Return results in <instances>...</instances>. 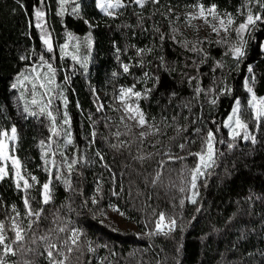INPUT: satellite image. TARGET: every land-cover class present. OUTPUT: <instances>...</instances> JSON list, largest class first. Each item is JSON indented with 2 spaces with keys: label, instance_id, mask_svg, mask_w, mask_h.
I'll list each match as a JSON object with an SVG mask.
<instances>
[{
  "label": "trees",
  "instance_id": "1",
  "mask_svg": "<svg viewBox=\"0 0 264 264\" xmlns=\"http://www.w3.org/2000/svg\"><path fill=\"white\" fill-rule=\"evenodd\" d=\"M122 2L126 6L109 17L97 10L96 0H81L77 13L69 5L62 16L57 15L56 0H0V131L16 127L14 155L21 160L25 175L38 180L27 196L33 209H44L26 234L25 249L35 251L9 256L8 264H49L39 237L48 235L58 246L65 241L72 246V229L81 235L67 264H264V123L257 125L253 120L250 126L255 143L241 136L232 140L223 126L236 99L244 107L247 104L246 78L255 77L253 91L258 98L264 97V21L245 33V55L239 61L228 52L230 44L237 42L234 31L228 44H218L220 39L190 40L181 29L185 12L197 9L198 4L205 8L215 4L221 15L231 13L234 27L249 8L262 15L264 9L256 0H148L143 8L131 0ZM38 8L45 12L42 23L51 51L35 26ZM87 32L93 45L86 67L59 54L68 33L80 37ZM137 49L145 51L137 55ZM48 64L56 69L58 85L50 110L58 125L71 131L73 143L66 147L63 133L53 137L42 159L40 141L49 143L51 121L35 106L31 111L38 115L25 113L21 91L11 86L21 73ZM123 64L129 65V72L123 71ZM161 75L168 78L172 89L183 91L184 97L176 94L167 99L164 89L157 86ZM197 84L205 90L198 96ZM133 86L143 92L138 104L148 124L160 129L149 139L141 138L134 124L121 120L116 97L121 88ZM60 88L67 98L66 107ZM94 90L101 94L99 99ZM26 96L30 98L29 91ZM212 99H216L214 105ZM100 101L106 112L97 110ZM65 111L70 125H63ZM209 130L215 135L216 164L198 179L197 203L192 204L187 199L192 195L188 172L197 159L189 153L201 151ZM169 155L184 159L169 160ZM65 158L79 160L71 174ZM46 167L52 172L53 199L44 205L41 186L49 180ZM158 172L160 177L153 185ZM113 191L118 195H112ZM24 197L11 177L0 181V222L6 225L9 238H14L13 218L27 228ZM114 207L136 230L120 231L104 223L107 210ZM159 212L175 218L178 227L170 236L149 237ZM60 227L67 230L59 232ZM33 238L36 244L31 243ZM89 242L94 252L88 251ZM58 250L66 252V248Z\"/></svg>",
  "mask_w": 264,
  "mask_h": 264
},
{
  "label": "snow or ice",
  "instance_id": "2",
  "mask_svg": "<svg viewBox=\"0 0 264 264\" xmlns=\"http://www.w3.org/2000/svg\"><path fill=\"white\" fill-rule=\"evenodd\" d=\"M59 9L57 11V15L62 16L65 12V5L68 3V0H57ZM132 3L140 6L141 8L144 7L145 3L148 2V0H131ZM152 3H158L159 0H151ZM256 2L259 4V6L264 9V0H256ZM96 6L104 13L105 16L114 17L116 15L115 11L116 9L124 8L126 5L122 2V0H96ZM198 8V12L196 14H192L189 17V24L191 23L192 19H203L206 24H208L212 31L215 32L218 36L221 32L224 33V35L221 37L220 40L217 41L218 44H228L229 43V37L231 36V33L234 31L236 33L237 42L232 43L229 46L228 52L236 58L238 61L240 58H242L245 55L244 47L246 44V40L244 39L245 33H248L252 30V28L257 24L259 21H264V15L260 13L254 14L252 10L249 8L247 11V15L243 19L242 22L238 24V26L234 27L235 20L233 18V15L231 13H225L221 15L218 10L217 6L215 4L211 5L210 7L205 8L203 4L196 5ZM79 10V5L74 7L72 9L73 13H77ZM171 11V9H169ZM35 18H36V27L41 30V40L43 41V44L47 46L48 51L52 50V44L49 36L44 31V24L42 23L43 18L45 16V12L41 9L35 10ZM211 16L213 21H218L217 24L213 23L208 19V17ZM87 23V21H85ZM156 31H159V29H156ZM71 38V34H69ZM163 34H161V39L163 40ZM87 46L91 48V37H87ZM185 46H187L185 44ZM79 45H77V48ZM68 45L65 44L61 47V51L63 55H69L67 51ZM193 50H197L195 47H193ZM119 51V49L117 50ZM145 50L144 49H137V55H141ZM150 51V50H148ZM227 54V53H226ZM71 58L74 61L81 62L80 58L76 54H71ZM21 59H25V57H21ZM43 57H41V61H43ZM163 61V58H161ZM86 67V63L84 65ZM221 65L218 63L217 67H220ZM123 71L125 73L129 72V65L123 64ZM48 73L51 75L45 74L44 81L39 84V88L43 89V96H47L48 99L46 102H41L36 99V88L37 84L33 82L32 84V96L33 99L30 101V103L34 106L39 107V114L46 115L47 118L51 121V127L49 128V131L51 135L49 136L48 140L49 143L46 145L44 140L40 141V147L42 150V159L44 156L47 155V153L44 151L45 148L50 149L51 143L53 140V137H58L62 133L65 136V144L70 145L73 143L72 140V133L70 130H63L61 126L58 125L56 116L53 115V112L50 110V106L53 102V96H52V88L51 85H54L55 83V72L56 69L53 68L51 64L47 65ZM33 72L36 71L35 68L32 69ZM249 73H252L253 69L251 66L248 68ZM23 79L21 80L19 77L17 78V82L12 84V88L16 89L18 84L23 87L24 81H30V78L23 73L20 74ZM113 75H116V73H113ZM148 76V73H145V77ZM36 80H40L39 74L35 77ZM158 79V78H157ZM194 79V78H193ZM31 82V81H30ZM255 82V77H251L250 79L246 78L244 82V88L246 91L250 94V98L248 99V108L251 110V118L257 123V125L264 123V97L258 98L256 94L253 91L252 84ZM134 87H128V88H121L120 94L116 99L120 101V103L123 105V111L125 113V116L129 120H132L134 122V125L136 127L143 128L147 125L149 131H141L139 133V136L141 138H145L148 135H154L156 133L160 132L159 127L148 124L145 113L141 110L139 107L138 101L142 98V93L139 91H135ZM151 91V90H147ZM205 91L202 89L199 84H197L195 88V92L197 96L202 92ZM211 91V90H209ZM225 91H230V89H225ZM175 95V93H173ZM21 97H23V93L21 94ZM133 97L135 98V102L133 101ZM60 98L65 105L67 106V98L64 97L63 93H60ZM146 98V97H145ZM213 105L216 103V99H212L210 101ZM102 109V106L98 107V111ZM24 112L31 116L38 115L37 112L30 111L27 106L24 108ZM242 111H241V101L239 99H236L234 106L231 109L230 115L227 117V119L223 122V126L225 128L229 129V137L232 140H235L237 137L241 135V132H243V139L249 140L251 139L253 143L256 142L254 136H250L248 133V124L242 119ZM123 122V117L121 118ZM63 125H70V119L68 116L67 111L64 112L63 116ZM125 127H128L127 125ZM131 129L129 128V131ZM186 130V129H185ZM11 134H9L8 131H0V181H3L5 178L11 177L14 181L15 187L19 191H23L25 193V197L23 200L24 203V209L26 210V216L28 217L27 221V228L22 226V223L18 221L17 219H12L11 224V231L14 234V238H9V236L6 234V225L3 222H0V264H8L7 257L9 256H15L20 251H29L34 252L35 249L27 248L25 249V240H26V234L28 230H31L35 223L39 221V218L41 217L42 212L44 211L43 208L39 210H35L32 208L30 199L27 196V192L29 189L33 188L36 183H38L37 177L34 175L28 174L25 175V169L24 166L16 155H14L16 151L15 144L18 140L17 136V129L15 126L11 128ZM197 133L200 132V129H196ZM219 131V129H217ZM180 129H177V133L179 134ZM116 135H120V133H116ZM92 136L95 137L96 133L93 132ZM143 142V139H141V143ZM220 143H224L223 140L220 141ZM113 147H117L116 145H113ZM229 148H232L233 145L231 143L228 144ZM181 149L185 148L184 144L180 145ZM63 155V153H61ZM97 155L99 156L100 153L97 152ZM189 155L195 156L197 159V162L195 163V166L191 168L188 172V175H190V183L191 189H192V195L187 197L188 201L192 204L197 203V181L200 177L206 175L207 170L210 168H213L216 164V147H215V135L212 130H209L207 132L206 137L203 138L202 141V148L200 152L196 153H189ZM169 160L174 159H184V157H173L172 155H169ZM80 159H83L81 157ZM103 159V157H101ZM79 162L78 159H72L70 162L67 161V158H65V163L67 167V171L69 174H71L74 170V166ZM48 161L45 160V164L47 165ZM163 161L161 162V166H163ZM10 165V167H9ZM45 171L49 173V180L48 182L43 183L41 186V197H42V203L44 205H47L51 202L53 199L52 197V188H51V177L52 172L51 169L45 168ZM29 177L32 183L29 182ZM160 177V173H157V176L155 179L152 180V184L155 185L157 183V180ZM57 180L61 179L60 175H56L55 177ZM64 183L68 186V188H71L70 181L65 179ZM99 187L97 188V192H99ZM180 191L183 192L185 189L183 187L180 188ZM112 195H118L117 192L113 191ZM92 203L96 204L97 201L95 198L92 199ZM185 201L182 199L180 201V205L183 206ZM114 211H119L118 208H113ZM13 211L15 212V206H13ZM200 209L197 208V212H199ZM120 215H124L123 212H120ZM153 215L156 216L155 210L153 211ZM17 216H19V213H17ZM32 217H35L36 220L34 221L31 219ZM177 220L173 217L167 216L165 212H159L158 217L155 219V226L154 229L149 231L147 235L149 237H154L158 235L163 236H170L171 233H173L177 229ZM67 229L65 227H60L58 229L59 232H65ZM54 231L53 229L49 230ZM71 236L69 237V240H71V245L68 246L67 241L64 242L63 245L58 246L54 242L49 241L48 235H43L39 237V240L45 244V252L47 253L46 259L48 260L49 264H67L69 260V255L74 250L73 246H76L79 239H80V232L77 229L71 230ZM32 244H36L37 240L35 238L31 241ZM66 248V252L63 250L58 249H64ZM89 252H94L95 249L91 247V244L89 242L88 246ZM61 257V258H57ZM24 264H32L30 261H24Z\"/></svg>",
  "mask_w": 264,
  "mask_h": 264
},
{
  "label": "rangeland",
  "instance_id": "3",
  "mask_svg": "<svg viewBox=\"0 0 264 264\" xmlns=\"http://www.w3.org/2000/svg\"><path fill=\"white\" fill-rule=\"evenodd\" d=\"M80 1L81 0H68V3L65 5V9H67L69 5L72 8L76 7L77 5H79ZM56 2H57V0H56ZM57 6L59 8L58 2H57ZM96 8H97V10H99V12H101V14H104L97 6H96ZM117 10H119V9H116L114 11L116 12ZM197 12H198V8L197 9H191V10H188L185 12V18H184L183 24L181 26V29L184 33L187 34L188 38L190 40H193V41H196L198 39H209V40L221 39V37L224 35V33L221 32L220 35L218 36L215 32L212 31V28L204 22L203 19H200V18L192 19L191 23L189 24L190 15L196 14ZM208 19L210 21H212L213 23L217 24V26H218V21H213L211 16H209ZM44 24H45V22H44ZM89 36L91 37V34L89 32H87L86 34H84V36L77 37V36L71 35V38H70L69 33H68L66 41L63 45H65V44L68 45L67 51H68L69 55H66V56L63 55V53L61 51V47L63 45H61L59 47V54L63 58H71V54H76L80 58V61H81V62H77V61L76 62L81 64V65H84V63H86V61H87L86 60L87 54L91 50V48H89L87 46V40H86V38ZM77 45H79L78 48H77ZM92 45H93V41H92V37H91V47H92ZM262 50H264V41L262 43ZM33 68L36 69L35 72L32 71ZM37 74H39V76L41 78L40 80L35 79ZM45 74L51 75L50 73H48L47 66H42V65L41 66H33L31 68L30 72L24 74L30 78L31 82L30 81H24L23 87H21L18 84V86L16 88L17 90L19 89L21 91L20 97H21V94L23 93V97H21V100L23 102L24 108H25V106H27L29 108V110L31 111L32 107L34 106L30 103V101L33 99V96H32V84H33V82H35L37 84L36 99L41 101L42 103L47 101L48 97L43 96L42 95L43 89L39 88V84L41 82H46L43 79ZM19 78L21 80L23 79V77L21 75L19 76ZM16 82H17V78L15 79L14 83H16ZM157 86L159 88L164 89L165 96L167 99L169 97L173 96V93H175V95L180 94L182 97H184L183 91L180 92V91H177V90L172 89L170 87L169 80L164 75L159 76V78L157 80ZM50 87L52 88V93H53L54 89L57 88L58 85L55 82L54 85H51ZM59 90H60V93H63L62 88H60ZM27 91L30 92V98H27V96H26ZM139 92H141L142 96H143V92L142 91H139ZM94 93L98 99L101 97V94L98 93L97 91L94 90ZM134 100H135V98L133 97V101H131V102H135ZM117 104H118V110L121 113L124 122L134 124V122L132 120H129L127 118V116H125V113L123 111V105L120 103V101L118 99H117ZM100 106H102V110L106 112V106L101 101H100ZM35 107L39 108L38 106H35ZM243 110H245V111H243ZM241 111L246 112V114H248V116L245 117L244 114L242 113L243 114L242 119L248 124V133L250 136H252L250 126L253 122V119L251 118V110L248 108V104H246V106L244 107V106H242V102H241ZM230 113H231V111H230ZM230 113H229V115H230ZM227 117H226V119H227ZM136 129L139 133L141 131H145V132L149 131L147 125L143 128L136 127ZM226 129H227L228 134H229V129L228 128H226ZM8 132H9V134H11L10 130ZM151 136L152 135H148L147 137H145L143 139H149ZM240 136L243 138V132H241ZM66 147H68V145H66ZM9 167H10V165H9ZM103 221L107 225H109V226H111L117 230H120V231H134V230H136V227L132 222L127 220L124 216L120 215V213L118 211H114L113 209L107 210L106 215L103 217ZM98 264H100V263L98 262Z\"/></svg>",
  "mask_w": 264,
  "mask_h": 264
}]
</instances>
